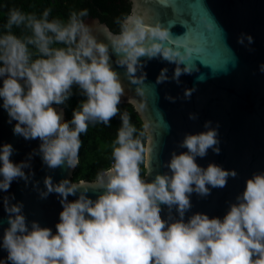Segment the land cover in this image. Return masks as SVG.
<instances>
[{
    "label": "clouds",
    "instance_id": "clouds-1",
    "mask_svg": "<svg viewBox=\"0 0 264 264\" xmlns=\"http://www.w3.org/2000/svg\"><path fill=\"white\" fill-rule=\"evenodd\" d=\"M47 16L45 12V19L38 20L11 11L7 27L27 20L34 34L28 43L36 44L46 58L29 64L24 42L11 33L0 37V77L7 76L0 97L11 119L17 121L14 133L43 141L41 151L50 167L60 166L65 159L75 167L81 133L88 131L89 121L107 124L118 113L123 88L109 65L107 47L96 43L75 13L67 25L49 22ZM127 23L131 27L113 43L117 51L126 54L120 63H127L130 74L144 55L188 64L179 51L164 46L163 42L170 41L167 30L146 29L133 16ZM54 42L67 47L50 48ZM184 52L192 54L190 49ZM180 74L178 67L175 75ZM163 79L161 74L159 80ZM74 83L87 100L74 110L72 127L61 122L52 105L62 103ZM135 131L125 115L112 152L114 164L105 173L107 180L99 179L95 185L104 189L98 199L82 194L68 202L78 185L66 187L69 182L65 180L55 187L63 206L55 234L35 222L29 230L25 217L19 214L20 207L6 209L10 213V227L3 238L7 260L11 264H264V174L247 180L244 192L237 197L239 202L231 205L222 220L198 213L185 222L193 191L207 195L208 185L224 187L227 177L236 175L215 164L204 169L196 163L197 156L204 157L217 144L216 131L187 135L181 146L188 151L173 153L167 165L170 174H158L150 183L141 178L139 165L145 149L140 140L132 138ZM214 151L219 153L218 148ZM11 153L8 144L0 152V188L5 191L14 178L23 176L22 165L10 160ZM45 183L51 192L50 178ZM161 205H175L180 218L168 223L161 217Z\"/></svg>",
    "mask_w": 264,
    "mask_h": 264
},
{
    "label": "water",
    "instance_id": "water-1",
    "mask_svg": "<svg viewBox=\"0 0 264 264\" xmlns=\"http://www.w3.org/2000/svg\"><path fill=\"white\" fill-rule=\"evenodd\" d=\"M130 1L124 30L131 27L127 23L130 16L139 19L146 29L167 30L170 41L163 42L164 46L188 59L185 65L159 55H144L130 74L127 63H120L126 54L117 51L113 43L124 30L115 33L97 17L82 21L96 43L107 47L109 65L123 88L119 104L133 106L144 124V180L150 183L158 174H170L167 165L173 153L188 151L181 146L187 135L215 130L217 144L204 157L197 156L196 163L204 169L215 164L236 175L230 174L224 187L208 185L207 195L193 191L184 220L198 213L222 220L231 205L239 202L237 197L244 192L247 180L264 174V0ZM188 49L192 54L184 52ZM178 67L181 74L177 77ZM161 74L163 80H159ZM6 78L0 77V88ZM52 107L61 115V122H66V109L57 104ZM16 123L0 97V152L4 145H11L10 160L22 165L23 172V176L12 180L7 191L0 188V264H11L3 248L4 234L10 227L7 208L20 207L19 214L25 217L29 230L35 222L55 234L63 211L62 197L55 187L67 180L66 187L78 185L75 195L67 197L68 202L82 194L95 201L104 192L95 186L96 182L107 180L106 171L95 181L73 182L79 158L75 167H70L67 159L60 166L50 167L41 151L43 141L15 134ZM214 148L219 149L218 154ZM49 178L51 192L45 183ZM161 217L168 223L180 218L175 205H161Z\"/></svg>",
    "mask_w": 264,
    "mask_h": 264
},
{
    "label": "trees",
    "instance_id": "trees-1",
    "mask_svg": "<svg viewBox=\"0 0 264 264\" xmlns=\"http://www.w3.org/2000/svg\"><path fill=\"white\" fill-rule=\"evenodd\" d=\"M29 3V4H27ZM33 0H0V37L11 33L16 36L27 46L29 64L36 59L43 57L39 48L34 43H28L29 38L33 37V31L27 26V21L19 25L13 24L10 28L7 27L9 16L12 10L20 12L22 8L31 9ZM38 20L45 19L44 13L47 12L46 19L49 22L60 21L63 25L70 23V18L73 13H77L79 6L85 5L83 0H38ZM86 8L84 16L76 14L78 22H82L88 16L99 17L103 22L110 25L115 33H121L124 30V20L130 14V6H125L120 11H115L114 17L100 12L98 7L89 0H86ZM86 16V17H85ZM48 36H53L51 32L46 33ZM50 48H66L67 45L63 43H52ZM0 66L3 63L0 62ZM87 100V96L78 84H73L69 91L65 94V99L62 103L57 104L66 109L67 120L71 122L73 119L74 110H79L83 102ZM118 113L105 124L98 120L89 121L88 131L81 133V147L78 153L79 164L73 175V182H80L82 180L95 181L100 175L110 169L114 163L112 155L113 148L116 145L118 133L123 127V117L127 115L129 118V126L134 127L136 131L132 138L141 141L142 146L146 152L147 134L145 132L144 124L138 114L135 112L133 106L128 104H119ZM70 126L74 127L73 125ZM145 152L143 154L142 162L140 163L141 178H145Z\"/></svg>",
    "mask_w": 264,
    "mask_h": 264
},
{
    "label": "flooded vegetation",
    "instance_id": "flooded-vegetation-1",
    "mask_svg": "<svg viewBox=\"0 0 264 264\" xmlns=\"http://www.w3.org/2000/svg\"><path fill=\"white\" fill-rule=\"evenodd\" d=\"M89 1L94 4V7H98L100 12L109 14V15H111V17H114L115 11H120V9H122L123 7L128 6V5L130 6V11H131V6H132V3L130 0H89ZM37 2H38V0H33L32 8L31 9L22 8L20 10V13L22 15H24L25 17L32 16L35 19H38V16H37L38 3ZM83 2H85V5H86V0H83ZM27 4H29V3H27ZM85 5L79 6V9L77 10L76 14H78L80 16H84V15H81V13H85V10H84L86 8ZM88 17H95V16H88ZM97 18H99V17H97ZM25 21H27V20H25ZM107 25L110 27L109 24H107Z\"/></svg>",
    "mask_w": 264,
    "mask_h": 264
},
{
    "label": "built area",
    "instance_id": "built-area-1",
    "mask_svg": "<svg viewBox=\"0 0 264 264\" xmlns=\"http://www.w3.org/2000/svg\"><path fill=\"white\" fill-rule=\"evenodd\" d=\"M114 164V163H113ZM113 166V165H112ZM106 171H104L103 173H105Z\"/></svg>",
    "mask_w": 264,
    "mask_h": 264
}]
</instances>
